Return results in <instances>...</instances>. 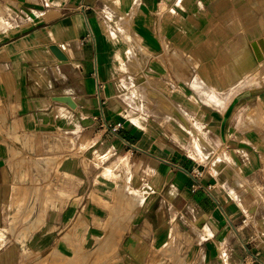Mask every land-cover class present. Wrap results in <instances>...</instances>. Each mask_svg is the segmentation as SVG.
I'll list each match as a JSON object with an SVG mask.
<instances>
[{
	"label": "crops",
	"instance_id": "1",
	"mask_svg": "<svg viewBox=\"0 0 264 264\" xmlns=\"http://www.w3.org/2000/svg\"><path fill=\"white\" fill-rule=\"evenodd\" d=\"M38 1L0 0V264H264V0Z\"/></svg>",
	"mask_w": 264,
	"mask_h": 264
},
{
	"label": "rangeland",
	"instance_id": "2",
	"mask_svg": "<svg viewBox=\"0 0 264 264\" xmlns=\"http://www.w3.org/2000/svg\"><path fill=\"white\" fill-rule=\"evenodd\" d=\"M6 9H8L7 7H6ZM2 12V11H1ZM0 12V13H1ZM259 54H261L262 55V60L264 59V49L263 50H260L259 51ZM264 62V61H263ZM262 65V64H261ZM259 67H260V65H259ZM258 67V68H259ZM259 70H260V68H259ZM49 176H44V179H43V185L40 183V186H41V188H38V190L40 189H42V188H45V185L47 184V185H49L50 186V188H49V190L47 191L48 193L51 191V188H52V186H53V183H51L50 181H49ZM33 186H35V184L33 183L32 185H31V187L30 188H28V190H30V191H33V189H35V187H33ZM43 186V187H42ZM34 192V191H33ZM34 195V194H33ZM21 212L20 211H17V213L14 215V216H21V215H19Z\"/></svg>",
	"mask_w": 264,
	"mask_h": 264
},
{
	"label": "built area",
	"instance_id": "3",
	"mask_svg": "<svg viewBox=\"0 0 264 264\" xmlns=\"http://www.w3.org/2000/svg\"><path fill=\"white\" fill-rule=\"evenodd\" d=\"M41 1L45 2V0H39L38 2H41ZM63 48H66L65 45H63ZM102 126H103V128L110 129L112 131H118L122 127V123L121 122L103 123ZM199 174H201V172H199L197 175H199Z\"/></svg>",
	"mask_w": 264,
	"mask_h": 264
},
{
	"label": "water",
	"instance_id": "4",
	"mask_svg": "<svg viewBox=\"0 0 264 264\" xmlns=\"http://www.w3.org/2000/svg\"><path fill=\"white\" fill-rule=\"evenodd\" d=\"M52 51L61 59H65V55L57 48V47H51Z\"/></svg>",
	"mask_w": 264,
	"mask_h": 264
},
{
	"label": "bare ground",
	"instance_id": "5",
	"mask_svg": "<svg viewBox=\"0 0 264 264\" xmlns=\"http://www.w3.org/2000/svg\"><path fill=\"white\" fill-rule=\"evenodd\" d=\"M149 93V92H148ZM196 138V137H195Z\"/></svg>",
	"mask_w": 264,
	"mask_h": 264
}]
</instances>
